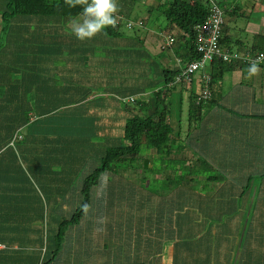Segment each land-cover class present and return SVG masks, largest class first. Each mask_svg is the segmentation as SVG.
<instances>
[{
  "label": "trees",
  "instance_id": "trees-1",
  "mask_svg": "<svg viewBox=\"0 0 264 264\" xmlns=\"http://www.w3.org/2000/svg\"><path fill=\"white\" fill-rule=\"evenodd\" d=\"M217 1L224 16L236 15L240 9L233 2ZM134 4L136 0H118L116 27L81 42L68 28L69 21L81 13L80 7H69L65 0H0V264H72L66 256L78 261L75 264H99L91 251L101 223L95 224L91 218L88 227L82 228L81 223L86 220L84 208L92 201L93 189L105 185L102 177L106 173L117 177L119 165L125 171L132 166L137 174L150 169L157 182L162 174L153 170L158 158L165 168L175 166L178 178V171H183V187L179 188L197 181L209 186L217 175L199 172L194 177L188 171L191 160L183 153L187 155L189 144L199 146L191 137L196 133L206 139L222 136V126L230 129L238 122L264 118L233 104V98L242 96L239 88L247 83L228 82L227 78L246 71L250 64L244 61L246 53L235 50L240 60L227 63L219 59L209 64L211 80L206 85L202 79L199 91L193 85L194 77L187 81L183 74L189 64L201 59L196 30L211 15L210 0H160L151 6L155 21L164 17L168 24L159 38L175 40L162 50H175V69L167 68L170 54L164 57V67L156 62L162 57L152 53L137 35L147 28L142 16L132 14L136 13ZM123 20L133 23L130 31ZM140 22L143 25L139 26ZM174 31L180 33L178 38ZM164 32L168 34L164 36ZM222 35V51H230L223 45L233 42L240 48L248 46L235 40L226 21ZM257 42L258 38L249 53L257 54ZM258 67L264 72L262 65ZM205 88L209 90L207 98L202 97ZM178 89L190 90L183 127L181 122L175 127L172 120L173 96ZM208 112L213 115L209 117ZM206 121L210 122L203 130ZM17 156L22 162L32 160V169L38 175L40 168L49 187L78 189H58L60 202L53 200L57 209L47 207L46 217L43 201L33 189L38 186L26 175L23 184L9 185L12 179L8 173L15 167L11 161H17ZM79 168L85 170L81 181L75 179L84 172ZM87 168L93 171L92 176L87 175ZM63 170L62 181L55 179ZM29 174L34 175L32 170ZM254 179L250 176L244 193H239L241 204ZM25 187H31L30 192ZM72 199L79 203L70 212L67 202ZM128 210L127 206L125 212ZM170 215L174 212L167 217ZM117 218L122 223V217ZM173 220L169 219L170 226L176 232L180 225ZM111 226L116 228L115 223ZM81 229L87 234L82 235Z\"/></svg>",
  "mask_w": 264,
  "mask_h": 264
},
{
  "label": "crops",
  "instance_id": "crops-1",
  "mask_svg": "<svg viewBox=\"0 0 264 264\" xmlns=\"http://www.w3.org/2000/svg\"><path fill=\"white\" fill-rule=\"evenodd\" d=\"M249 25V29H251L253 25ZM242 31L238 27L229 30L236 39L242 38L237 37V33L242 35ZM258 33H252L253 40L249 41L248 46L239 47L237 50L241 53H252L251 49L255 44H253L254 36L258 38ZM163 43H165V39H163ZM223 48L224 50L230 48V51L236 50L227 44L223 45ZM259 51H264V47L257 46L255 52ZM206 69L199 73L197 80H194L193 85L196 83L198 91L202 88L203 77L209 74ZM227 80L234 83H239L241 80L246 81L245 88L238 90L242 96L233 98V104L245 111L253 110L254 114L264 117V72L260 70L256 76L250 77L247 69L244 73L239 70L231 74ZM208 122L210 121L203 123V130ZM220 130H222V136L226 134L230 137L231 142L238 146L234 153L229 152L225 155L207 153L206 146H191L186 143L189 149L187 155L183 153V157L191 160L188 165L189 170L204 169L200 163H196L200 159L196 160L194 154L205 159L208 158L209 161L212 160L217 170L215 178L224 180L225 183L222 192L219 191V187H216V195L207 196L204 194L200 196L196 189L193 190L194 195H189V187H177L176 193L170 194L168 200H140L139 190L134 188L130 191V200H124V205L120 207L119 197L113 194L115 190L108 191L106 197L111 200L112 207L109 209L106 205V210L101 212L105 214V221L102 219L100 222V230H103L100 238H97L98 241H92V246L95 243L101 247L98 256L99 264H264V210L260 209V215L256 217L252 215L253 200L255 199L253 192L261 184L264 185V178L261 176L264 174V156H259L257 151L258 146L264 153V118L246 120L241 125L238 122L235 125L232 124L230 129L221 127ZM240 136L243 138L241 144L239 143ZM201 137L200 133H196L191 139L200 141L206 138ZM187 141L191 142L190 139ZM219 145L226 148L228 143L220 141ZM253 151H256V154L252 153ZM230 173L236 175L237 178L227 175ZM190 174L194 177L198 175ZM250 176L255 177L250 185L252 193L246 199L245 206L242 207L240 198L237 199L240 195L235 191L246 187ZM212 181L209 182L210 185ZM214 183L219 184L218 181ZM101 187H105V185L102 184ZM214 189L213 187L212 192ZM230 197L232 198L230 199ZM173 200L181 203L184 212L182 221L176 219V224L180 225V227H176V232L172 230L169 221L174 218V215L167 217V214L173 211L176 205ZM164 203L168 205L169 212H166L165 209L161 210L163 208L161 205ZM114 205L117 211L113 209ZM127 206L129 210L125 212ZM142 206L153 207L156 211L147 214V216L144 214L141 216L139 208ZM206 209H208L207 213ZM118 215L122 217V223L116 218ZM124 222L128 224L123 226ZM113 223L116 225L115 229L111 226ZM134 223L137 224V227ZM89 224L91 222H84L81 227L86 228ZM219 224L227 225L224 226L225 237L228 235L226 238L224 237L225 239L219 237ZM233 224L241 227L242 232L227 233ZM253 225H257L256 232H252ZM125 227L127 228L126 232L124 231ZM81 234H87V230L81 229ZM105 241L111 243V245H107L111 247L110 249L102 248L101 245Z\"/></svg>",
  "mask_w": 264,
  "mask_h": 264
},
{
  "label": "rangeland",
  "instance_id": "rangeland-1",
  "mask_svg": "<svg viewBox=\"0 0 264 264\" xmlns=\"http://www.w3.org/2000/svg\"><path fill=\"white\" fill-rule=\"evenodd\" d=\"M157 1H160V0H136V4H134L136 8V13H132V14L133 15L137 14L138 16H142L143 19L145 18L148 19V20L145 19L147 31H141V32L138 31L137 35L140 34L141 38L144 39V41H146L145 44L147 45V47L151 49L152 53L159 54L162 57L163 62L161 60L156 61V62H159L160 64L164 65V67H167L166 63H164V57L170 54L171 59L168 62L170 66L167 68L175 69L178 66V65L176 66V63L174 60L175 57L173 56L175 50L173 51V50L165 49L164 51H162L165 47H169V46H167V43H163V39H164L163 37L159 38V35L161 34L162 30H164V28L168 24L164 17L160 18L159 21L158 20L155 21V14L152 15V13L149 12V10L151 9V6L155 5ZM164 1H167V0H164ZM220 1H223V0H220ZM225 1L228 5L232 4L233 2L240 8L236 15L225 14V21L229 27V30H234L236 27H238L240 30L242 29L243 30L241 33L242 35H239V33H237V37H242L240 38V40H243L245 45H248L249 41L252 39V35H253L252 33L255 34L259 32L257 35L258 40L260 38H263V39L257 42V46L259 48H263L264 47V0H225ZM148 14H151L150 15L151 17L148 16ZM249 24L253 25L251 29H249L250 27ZM123 25L125 29H128L129 31L131 30V28L128 27L126 20H123ZM173 33L172 34L174 37L175 36H177V38L179 37L180 33L178 31L176 32L174 31ZM167 34L168 33H165V32L163 33L164 36ZM256 38L257 37L254 36V40ZM254 43L255 41H253V44ZM177 44L179 45V42L173 43V47L177 48L178 47ZM231 48L233 50L234 49L237 50L239 46L236 45L235 42H233V44L231 45ZM8 52H9V49L7 50V55H8ZM233 52H236V51L234 50ZM206 67L207 69L206 68L205 69L209 71L210 68H209L208 63ZM199 73L200 71L194 74V80H197V78H199V75H200ZM195 86H196V83H195ZM189 96H190V90L183 91L180 89H178L177 92L173 96V109H175V111L174 110L172 111L173 112L172 120L174 121L175 127L178 126L180 122L183 127V120L186 121L187 119L188 110H189V102H188ZM212 115L213 113L208 112L209 117H211ZM222 129H223V126H222ZM207 139L205 138V139H201L200 141H197V143L200 146L201 145L206 146L205 150H207V153H216V154L225 155V154H228L229 152L234 153L236 151V147H238L234 142H231L230 137H228L226 134L222 137L213 136V138H207ZM242 140L243 138L242 136H240L239 137L240 144ZM220 141H224L228 143L227 147L222 148L219 145ZM12 145L13 144H11L10 146ZM257 151L259 153V156H264V153L261 151V149L258 146H257ZM252 153L256 154V151H253ZM194 156H196V160L200 159V161L196 162V160H193V162H196L198 164L200 163L204 169L188 170L190 173L198 174L199 172H205L206 175L216 174L217 170L215 169L212 160L209 161L208 158L205 159L204 157L198 154H194ZM17 161L19 162L22 171L20 170V167H18ZM17 161L15 160L11 161L12 163H14L15 167L10 173H8V176L11 177L12 179L9 185H13L14 182L16 183L17 186H19L21 183L23 184L24 175H26L28 180L31 183L38 186V187H33V189L35 193L39 196V198H41V200L43 201L44 215H46V217H47L48 208L50 209V207H52V208L57 209V205H52V203L54 199H57V201L60 202V198H58L56 194V191L58 189L59 190L66 189L67 191H72L73 188H75L76 190L78 189V187H54V186L49 187L48 184H44L46 182L43 180L44 175L42 176L39 173L40 168L39 169L37 168L38 175H36L35 169H32V167H34V163L32 160H26L22 162L17 156ZM111 166H112V163H111ZM58 169H61L60 166H58ZM31 170L34 173V175L32 174V176L29 174ZM79 170H84V169L79 168ZM142 170L143 169L140 170V174H137V173H133L132 166L127 168L125 171V168L122 169V166L119 165V168L116 170L117 177L113 176L110 173H106L107 175L105 177H102L103 179L106 178L105 183H104L105 187H101V185L98 184V186L93 189L92 201H90L88 203V206L84 208L86 209V220H83L81 224H83L84 222L87 223L89 218H93L94 220L92 221L95 224H100L102 219L105 221V215H103V213L101 212L105 211L107 206L109 209L112 207L111 200L106 197V194L108 193V191L115 190L113 194L119 197L118 203H119V206L122 207L124 205V200L125 201L130 200V191L134 188L139 190L138 194H139L140 200H149V199L150 200H168L170 194L176 193L177 187H183V185L181 184L183 183V171H178V173L182 177V178L181 177L178 178L176 174V167L172 166L170 168H165L163 160L161 159L157 158L155 161V165L153 166V170H159V172L162 173L158 175V177H161V178L158 179L157 182L153 181L155 177H154V173L151 172L150 169H147L148 171H145V173H142L143 172ZM86 171H87L86 173L89 172L87 174L88 176L90 175L92 176L93 171H91L90 168H87ZM65 175H66V171H64V173H61V175L56 177L55 179L62 181ZM84 175H85V170L83 173L82 172L78 173L77 176H79L80 178L75 177V179H77L78 181H81L85 178ZM227 175L234 176L235 178H237V176L232 173L227 174ZM87 177H86V180H88ZM93 179L94 178H91L90 180L94 181ZM216 181H218L219 184L214 183ZM110 182L111 183L114 182V184L111 185ZM224 185H225L224 180L215 179V178L213 179L211 185L209 186L203 183L202 181H197V182H194V185L189 186V195H194L193 193L194 189L198 190L200 196L203 195L204 193L208 194L207 196L211 194L216 195L217 194L216 187H219V191L222 192V189L225 187ZM213 187L215 188L214 192H212ZM259 187H262L264 189L263 184H261ZM259 187L258 188L256 187L257 189L253 192L255 199L253 200L254 204L252 208V215L254 217L260 215V209L264 210V190ZM21 188H24V187H21ZM25 188H27L28 191L30 192L31 187H25ZM245 188L246 187L241 188L240 191H235V190L234 191L242 194L244 193ZM169 190L171 191L169 192ZM103 191H104V195H103ZM250 193H252V190L250 192H247V194L245 193L244 198H248L250 196ZM231 198L232 197H230V199ZM239 198L240 197H238L237 199ZM240 200L242 199L240 198ZM175 202H176V205L173 210L174 212L173 222L176 219L182 221L183 214H184L183 209H182L183 206L181 205L179 201H175ZM78 203H79L78 201L76 200L74 201L73 199L71 200V203L67 202V206H70L69 211L72 212L75 208H77L75 207V205ZM72 204L74 205L72 206ZM241 206L242 207L245 206V201L242 202ZM161 207H163L166 212L170 211L166 203L161 205ZM113 209L117 211L115 205L113 206ZM207 210L208 209H206V213H207ZM139 211H140L141 216L143 214L144 216H147V214L155 212L156 209L153 207H149V206H142L139 208ZM119 216L120 215L116 216V218ZM37 225L39 224L37 223ZM164 226H167V224H164ZM214 226L217 227V225H214ZM224 226H227V225L219 224V229H220L219 237L221 239H223L226 235V229L224 228ZM256 227L257 225H253L252 232H256L258 230L256 229ZM102 230L99 229L97 231L98 235L97 233L94 235L96 240L98 237L100 238V234ZM75 232L76 231L74 230L72 236H75ZM237 232L238 233L242 232L241 227L239 228L237 224H233L228 229L227 233L236 234ZM69 237L71 236L69 235ZM74 240L76 239H73L71 241L73 242ZM107 245H111V243H107V241H105L103 242L101 246L103 249H110L111 247ZM100 252H101V247L99 246V244L93 243L91 253L95 261H96V258H98V256L100 255ZM66 257L69 259L68 261L71 262L72 264H75L76 262H78V261H73V259L69 256H66ZM88 263H92V262H88ZM92 264H94V262ZM95 264L97 263L95 262Z\"/></svg>",
  "mask_w": 264,
  "mask_h": 264
},
{
  "label": "built area",
  "instance_id": "built-area-1",
  "mask_svg": "<svg viewBox=\"0 0 264 264\" xmlns=\"http://www.w3.org/2000/svg\"><path fill=\"white\" fill-rule=\"evenodd\" d=\"M211 15L210 17L200 26L197 27L196 33V45L197 52L201 55V59L189 64L185 71L184 76L187 81L191 79L194 74L205 69L207 63L211 64L214 60L222 59L227 63L232 60H240V54L231 51H222L221 39L223 37V27L225 24V16L219 7L217 0H210ZM143 25V22L139 23V26ZM133 26V23L128 25ZM173 38L168 36L165 38V43L167 46L172 45ZM244 61L248 63H257V65H262L264 69V52L252 55L247 52L244 54ZM204 83L206 85L210 82L209 76H204ZM209 96V90L204 89L202 91V97L207 98Z\"/></svg>",
  "mask_w": 264,
  "mask_h": 264
},
{
  "label": "clouds",
  "instance_id": "clouds-1",
  "mask_svg": "<svg viewBox=\"0 0 264 264\" xmlns=\"http://www.w3.org/2000/svg\"><path fill=\"white\" fill-rule=\"evenodd\" d=\"M65 3L69 7L82 9L81 13L68 23L70 32L81 42L92 40L117 25V15L120 11L118 0H65ZM259 71L257 63H250L247 68L250 77L256 76Z\"/></svg>",
  "mask_w": 264,
  "mask_h": 264
}]
</instances>
